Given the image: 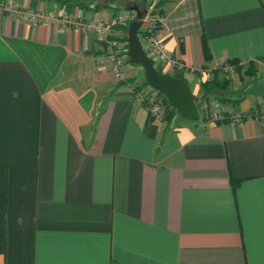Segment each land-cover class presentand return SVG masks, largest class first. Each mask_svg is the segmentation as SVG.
<instances>
[{"label": "crops", "instance_id": "crops-1", "mask_svg": "<svg viewBox=\"0 0 264 264\" xmlns=\"http://www.w3.org/2000/svg\"><path fill=\"white\" fill-rule=\"evenodd\" d=\"M2 1L54 17L0 10V264H264V89L219 103L241 121L167 125L76 25L112 22L124 40L127 10ZM160 9L171 59L155 65L195 96L231 60L264 68V0Z\"/></svg>", "mask_w": 264, "mask_h": 264}, {"label": "rangeland", "instance_id": "rangeland-1", "mask_svg": "<svg viewBox=\"0 0 264 264\" xmlns=\"http://www.w3.org/2000/svg\"><path fill=\"white\" fill-rule=\"evenodd\" d=\"M90 5L99 6L101 4L109 3L112 5H116L119 7L124 8L126 11V16H124V20H128V23L133 21L137 17V11L131 9L132 7H139L141 11H144V9L148 8V12L146 14H153L155 16H159L161 18V6L162 3L165 2V0H155V3L153 6H151V0H86ZM160 12V13H159ZM127 23V24H128ZM113 24V23H112ZM128 35V32H126ZM108 41L107 37H101ZM119 38V37H116ZM121 39V38H120ZM123 40V39H121ZM124 41V40H123ZM171 59V58H170ZM254 63V67L256 69V75L250 76L246 74V69L249 67L251 62H242L243 68H242V76L239 74V72L233 68H228L225 66L224 68H219L216 71L211 72V75L209 79L216 78L219 82L223 83V88H219L216 90V95H210L208 98L203 99L202 95H197L198 98L197 104L200 112V118L198 119H189L192 121L202 120L204 123L205 120H216L217 116L222 115L220 110H218L219 103L221 104H228L229 102H224L223 99H231L236 100L240 98L244 93L247 91H251L254 87L252 86L253 83H257V89L255 91L263 92L262 89H264V82L261 81L264 79V74L262 72L264 71V68L258 64L256 61H252ZM217 73V74H216ZM113 75V72H112ZM115 80L117 82H124L127 80H131L130 83L132 84L131 87L134 90L133 97L135 99V94L137 92H143V94L147 95L152 102H154L155 105L161 110L163 119H157L160 121H165L167 125H179L185 122L187 119L186 117H183L179 114H174L172 119H169V115L172 112V107H170L169 104L166 102V95L162 92L152 88L149 84L145 85V74L144 69L141 65L133 64L128 65V68L125 69V74L122 77H115ZM125 84H127L125 82ZM256 86V85H255ZM200 94V93H199ZM231 101L234 106L237 103H234ZM230 102V103H231ZM264 110V108H263ZM235 112V109H233L232 113ZM264 112V111H263ZM236 114V113H234ZM232 114V115H234Z\"/></svg>", "mask_w": 264, "mask_h": 264}, {"label": "built area", "instance_id": "built-area-1", "mask_svg": "<svg viewBox=\"0 0 264 264\" xmlns=\"http://www.w3.org/2000/svg\"><path fill=\"white\" fill-rule=\"evenodd\" d=\"M0 10H9L12 14L26 18L32 22H41L54 17L53 13H38L29 10H21L18 8H9L3 1H0ZM120 22H124V18L119 19ZM162 19L159 16L153 14H145L143 17V25L141 27L142 33L139 34L140 40L144 46V49L148 55L157 61H169L171 58L170 51L165 44L163 38L159 34V28L161 26ZM77 26H84L89 29L96 31L101 37L108 38V44L111 49V60H112V72L115 77H122L125 74V69L128 65H132L128 50V43L121 40L120 38L112 37L114 24L112 22H77ZM228 68H233L227 66ZM135 101L139 104H146L149 112L155 119H163L161 110L151 101V99L143 94V92H137L135 94ZM217 117L216 120L221 119L222 115ZM234 121H241L243 115L236 113L231 116Z\"/></svg>", "mask_w": 264, "mask_h": 264}, {"label": "water", "instance_id": "water-1", "mask_svg": "<svg viewBox=\"0 0 264 264\" xmlns=\"http://www.w3.org/2000/svg\"><path fill=\"white\" fill-rule=\"evenodd\" d=\"M131 9L137 11V17L130 22L128 29V54L131 63L141 65L144 69L147 83L154 89L166 95L170 104L178 114L192 119L200 117L196 96L189 83L180 76L159 70L154 60L148 55L139 37V30L143 25V17L148 8L141 11L135 6Z\"/></svg>", "mask_w": 264, "mask_h": 264}, {"label": "trees", "instance_id": "trees-1", "mask_svg": "<svg viewBox=\"0 0 264 264\" xmlns=\"http://www.w3.org/2000/svg\"><path fill=\"white\" fill-rule=\"evenodd\" d=\"M2 1V0H0ZM51 1H54V2H57V3H60V4H67L69 2H73L75 4H77L78 6H80L81 8H90L92 7L86 0H51ZM129 24H126L125 26V30L126 32H128V29H129ZM142 33L141 30H139V34ZM124 41L128 43V40H127V37L124 38ZM243 63L240 62L239 60H231L225 64H223L221 68H224L225 66H231V67H235L234 69H236L239 74H241L242 76V68H243ZM217 74V73H216ZM246 74L247 75H250V76H253V75H256V69L254 67V63L251 62L249 67L246 69ZM145 85H148L147 81L145 80ZM219 88H223V83L219 82L216 78L214 79H207L205 81L202 82V98L203 99H206L208 98L210 95H216V90L219 89ZM241 97L236 99V100H231V99H223L224 102H231L233 101L234 103H238L241 101ZM198 100V98L196 97V101ZM166 102L167 104L170 105V107H172V112L171 114L169 115V119H172L173 115L174 114H178L177 110L170 104V102L168 101V99H166ZM198 106V104H197ZM153 117V116H152ZM200 118V117H199ZM189 119H192V118H189ZM228 119H231L232 118L230 116H223L222 115V118L221 119H218V120H215V121H224V120H228Z\"/></svg>", "mask_w": 264, "mask_h": 264}]
</instances>
